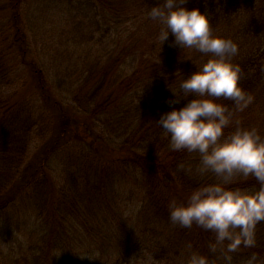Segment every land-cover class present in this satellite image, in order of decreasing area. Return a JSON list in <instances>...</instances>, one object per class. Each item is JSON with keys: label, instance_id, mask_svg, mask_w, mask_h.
Segmentation results:
<instances>
[{"label": "trees", "instance_id": "1", "mask_svg": "<svg viewBox=\"0 0 264 264\" xmlns=\"http://www.w3.org/2000/svg\"><path fill=\"white\" fill-rule=\"evenodd\" d=\"M163 4L0 0V237L10 242L14 229L24 237L18 256L10 253L11 243L5 250L0 245V264H55L58 256L63 263L77 253L81 264H127L139 256L145 264H187L192 252L208 264H248L256 253L257 264H264V220L254 226V247L228 252L213 230L170 219L169 202L186 204L197 188L223 183L253 190L260 184L253 175L234 173L225 183L202 171L200 153L174 149L156 122L195 98L180 83L211 56L181 49L171 33L161 45L164 26L148 12ZM22 6L36 10L32 20L21 17ZM184 6L205 12L214 33L238 45L232 61L241 69L239 86L253 99L239 110L230 98L211 97L232 113L224 136L254 127L264 137V0H187ZM51 10L66 12L72 26L65 32L57 26L59 37L83 42L54 66L56 83L50 57L27 61L20 41L19 18L27 31L30 22L42 36L55 33L41 24ZM40 40L52 48V39ZM67 83L71 95L54 91ZM124 195L129 203L122 207ZM22 210L23 222H14ZM76 243L81 251L75 253ZM94 243L116 250L107 261L91 256L89 262L82 250Z\"/></svg>", "mask_w": 264, "mask_h": 264}, {"label": "clouds", "instance_id": "2", "mask_svg": "<svg viewBox=\"0 0 264 264\" xmlns=\"http://www.w3.org/2000/svg\"><path fill=\"white\" fill-rule=\"evenodd\" d=\"M186 4L187 0H164L163 6L149 10L148 16L164 26L158 37L161 45L171 33L173 44L181 49L191 48L211 56L180 83V90L186 96L195 94V98L179 109L161 113L156 122L170 134L174 149L200 153L202 171L224 177L225 183L234 173L253 175L260 187L233 189L223 183L203 186L191 193L186 204L170 201L169 216L173 223L183 227H191L195 222L213 230L216 244L227 242L228 252L241 244L254 247V226L264 220V137L254 127H237L224 136L232 113L211 98H230L243 110L253 97L239 86L241 69L232 61L238 53L237 43L215 34L206 13L195 7L189 9ZM178 102L168 101L170 105ZM211 247L214 250L216 245ZM257 255L253 253L248 264H257ZM187 264H208V259L192 252Z\"/></svg>", "mask_w": 264, "mask_h": 264}, {"label": "rangeland", "instance_id": "3", "mask_svg": "<svg viewBox=\"0 0 264 264\" xmlns=\"http://www.w3.org/2000/svg\"><path fill=\"white\" fill-rule=\"evenodd\" d=\"M36 5V4H35ZM35 5L33 4V7L35 9ZM23 10L21 12V17L23 16H27L28 17H35L36 15V10L34 11H30V8L28 7H21ZM42 16H44L43 22L41 24H43L46 27H49V29H53L55 33H48L45 36H42V33H36L34 26L33 28H31L30 22L28 25V31L24 25L25 20H23L22 18H19V24L21 25V32H20V41L23 40L24 41V48L27 51V61H35V59L42 58L43 55H45V57L49 56L50 57V61H49V65L51 66V83L54 80V70L55 67L54 66H58L59 64L62 63H66L68 58H69V54L76 49L80 48V45H82L83 42H79V41H74L69 37H59L56 27L59 26L60 27V31H69L72 29V26L68 25L67 23V18L68 15L66 12H61L59 10H51L49 12H45L42 14ZM32 20V19H31ZM27 23V21H26ZM51 32V31H50ZM52 37V38H51ZM52 39V41L54 42L52 45V48L50 49L48 46L43 48L42 46V42L40 39ZM35 42V45H34ZM37 42V43H36ZM35 58V59H34ZM47 59V58H46ZM54 82V81H53ZM56 83V82H54ZM67 88L60 87L58 86V84H55V90L54 91H62L65 94L71 95L72 94V89H71V84L67 83ZM34 152H32L33 155ZM140 200V198H138ZM124 200L128 201V198L126 195H124L121 200H120V205L122 207H125L124 204ZM143 201H146V198L143 199ZM129 203V201H128ZM141 203H139V206L141 208ZM130 208L127 207L124 210V213L129 212ZM25 217V210L20 211L19 215H15L13 221L16 223H22ZM1 222V221H0ZM21 241H24V237L19 234L15 229L13 232V238H11L10 242L4 244V242H6L5 238L2 236L0 237V245L4 248H8L10 246V243L12 245V247L10 248V253L18 256L19 255V243ZM24 243V242H23ZM26 245V241L24 243ZM28 245V244H27ZM113 244H109V246L112 247ZM116 250V248H104V249H96L95 247V243L92 244V246H90L89 248V244L84 245V249L82 250L83 252H86L88 254L83 255L84 257L87 258V260L89 262H92L91 260V256L96 257L97 259H101V262L103 261H107L108 259H110V255L111 253ZM74 251L79 252L81 250L78 249V245L76 243L75 247H74ZM134 256H139V255H134ZM59 256L57 257L58 261H56L55 264H70L71 259L72 258H68L67 261L60 263L59 261ZM81 255H79V253H77V255L73 256V259L75 262L81 264ZM99 264V263H98ZM127 264H145L144 260L142 259L141 256H139L138 258L135 259H129V262Z\"/></svg>", "mask_w": 264, "mask_h": 264}]
</instances>
